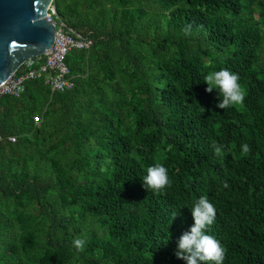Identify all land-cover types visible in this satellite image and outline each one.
<instances>
[{"label":"trees","instance_id":"trees-1","mask_svg":"<svg viewBox=\"0 0 264 264\" xmlns=\"http://www.w3.org/2000/svg\"><path fill=\"white\" fill-rule=\"evenodd\" d=\"M51 7L92 43L64 58L70 89L0 97V264H184L202 195L223 264H264V0ZM221 68L243 94L223 110L202 82ZM155 164L170 185L146 191Z\"/></svg>","mask_w":264,"mask_h":264},{"label":"clouds","instance_id":"clouds-1","mask_svg":"<svg viewBox=\"0 0 264 264\" xmlns=\"http://www.w3.org/2000/svg\"><path fill=\"white\" fill-rule=\"evenodd\" d=\"M238 80L237 74L221 68L205 75L202 82L207 86L205 92L215 90L218 97L216 108L223 110L242 101L243 94ZM242 149L246 150V145H242ZM141 181L146 191L153 192L170 185L167 169L160 164L149 166ZM190 214L192 223L176 240L173 255L184 264H223L224 249L207 231L215 219L213 204L202 195L192 203ZM72 245L80 250L84 240L74 239Z\"/></svg>","mask_w":264,"mask_h":264},{"label":"water","instance_id":"water-1","mask_svg":"<svg viewBox=\"0 0 264 264\" xmlns=\"http://www.w3.org/2000/svg\"><path fill=\"white\" fill-rule=\"evenodd\" d=\"M52 1L0 0V85L51 49L56 25L46 16Z\"/></svg>","mask_w":264,"mask_h":264},{"label":"built area","instance_id":"built-area-1","mask_svg":"<svg viewBox=\"0 0 264 264\" xmlns=\"http://www.w3.org/2000/svg\"><path fill=\"white\" fill-rule=\"evenodd\" d=\"M46 19L53 20L56 25L51 49L44 56L25 61L11 78L0 85V97H17L22 92L25 81L39 79L43 76L51 92H63L72 87V76L64 64V58L71 50L88 49L92 41L59 22L54 16L52 7Z\"/></svg>","mask_w":264,"mask_h":264},{"label":"rangeland","instance_id":"rangeland-1","mask_svg":"<svg viewBox=\"0 0 264 264\" xmlns=\"http://www.w3.org/2000/svg\"><path fill=\"white\" fill-rule=\"evenodd\" d=\"M261 55H264V52H260Z\"/></svg>","mask_w":264,"mask_h":264}]
</instances>
